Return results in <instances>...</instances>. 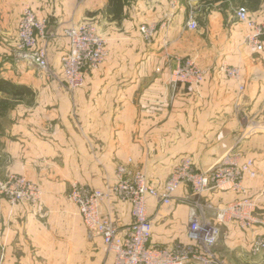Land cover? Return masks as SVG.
Instances as JSON below:
<instances>
[{"label":"crops","instance_id":"crops-1","mask_svg":"<svg viewBox=\"0 0 264 264\" xmlns=\"http://www.w3.org/2000/svg\"><path fill=\"white\" fill-rule=\"evenodd\" d=\"M247 1L125 2L116 16L107 10L108 0H0V77L35 94L17 96L5 113L0 108V177L24 175L42 189L38 206L0 196V264H114L68 194L75 183L106 189L120 164L142 170L160 186L186 157L205 171L236 149L254 160L257 176L245 180L246 193L208 195L216 205L250 196L264 217V50L247 44L248 27L237 17V4ZM255 1V7H246L264 22V0ZM26 7L48 16L53 26L105 18L109 56L86 74L81 87L70 92L36 66L13 58ZM190 14L196 29L187 25ZM142 24L157 26L151 41L143 38ZM57 35L50 48L55 73L68 49L66 38ZM186 57L206 72L193 90L169 80ZM224 65L238 67L240 79L226 76ZM2 94L0 102L13 101ZM194 199L186 185L171 204L148 197L151 245L189 241ZM103 210L121 227L133 221L131 204L117 197ZM263 232L264 225L223 226L216 249L228 264H264V253H250L254 237Z\"/></svg>","mask_w":264,"mask_h":264},{"label":"built area","instance_id":"built-area-1","mask_svg":"<svg viewBox=\"0 0 264 264\" xmlns=\"http://www.w3.org/2000/svg\"><path fill=\"white\" fill-rule=\"evenodd\" d=\"M237 17L248 27L247 44L263 51L264 22L251 17L246 6L238 7ZM48 25V16L31 7L25 8L18 23L14 50L16 61L34 65L45 73L50 72L46 43L53 35ZM187 25L192 29L198 27L192 14ZM64 32L68 38V49L61 56L60 72L72 92L84 84L88 72L107 60L109 51L97 25L91 21L72 25ZM140 32L146 41H151L157 33V26L142 24ZM222 70L230 78L239 80L241 77L238 67L224 65ZM205 78V70L193 58L186 57L178 60L169 80L174 87L184 84L193 90ZM256 176L254 160L233 149L205 171H197L191 158L182 159L160 186L153 185L142 170L120 164L112 185L101 189L75 183L69 199L76 205L89 232L102 237L108 251L113 254L114 264H225L213 252L223 226L234 223L243 229H252L264 225V217L257 213V204L250 196L216 205L208 194L219 191L246 193L245 180ZM182 185L188 186L195 197L187 234L189 241L167 247L153 246L150 243L153 226L147 212V199L152 196L162 203L171 204L175 192ZM0 196L6 197L12 204L26 201L38 206L42 189L26 176L12 173L0 177ZM113 197L131 204L133 221L128 226H119L110 212L103 210L105 202ZM250 253H264V232L254 237Z\"/></svg>","mask_w":264,"mask_h":264},{"label":"rangeland","instance_id":"rangeland-1","mask_svg":"<svg viewBox=\"0 0 264 264\" xmlns=\"http://www.w3.org/2000/svg\"><path fill=\"white\" fill-rule=\"evenodd\" d=\"M137 1H143V0H126L125 2H126V4L129 5V4H135V3H137ZM237 6H247V7L250 6V7H255L256 6V1L255 0H249V1H247V4H245V3L242 4V3L239 2V4H237ZM103 15H104V11H103ZM85 21H91V22L95 23V25H97V28H98L100 34L106 40V35H108V30L110 31V29H108V26L105 23V18L103 19V18L100 17V18H97V19H87ZM70 26H72V25H70ZM70 26H66V25L53 26V25H51V20L49 18L48 28L50 30V33L53 34V36H51L49 38V40L47 41V43H46L47 48H48L49 67H50V72H46V74H48L49 76L54 77L56 79V81L61 82V83H64L65 85H66V82L64 81V79H63V77L61 75V72H59V73H55L54 72V68H55L56 65L53 63L54 61L52 60V57L50 55V48L52 47V44L54 42H56L55 39L58 36L57 34H59L62 37L66 38L67 43H68V38L65 36V32L64 31H65L66 28H68ZM13 58H14V52H13ZM60 62H61V58H60ZM66 87L69 90V88H68L67 85H66ZM34 96H35V94H32V95L24 96V98H26V97L32 98ZM1 97H5V98H8V99L13 100V101H10V102H6V101L5 102H0V104H1L0 105V108L2 109L1 112H4L5 113L7 110L14 108V106H15V101L14 100L16 99L17 95L12 94V92L9 90V91H6V92L4 91L3 94L1 95ZM8 175H10V174H8ZM2 178H4V177H2ZM69 194H70V192H69ZM69 194H68V196H69ZM217 243H216V245H217ZM216 245L213 247V252L219 257V259H221V261H223L225 264H228V262L226 261L225 257H223V255H221L217 251Z\"/></svg>","mask_w":264,"mask_h":264},{"label":"trees","instance_id":"trees-1","mask_svg":"<svg viewBox=\"0 0 264 264\" xmlns=\"http://www.w3.org/2000/svg\"><path fill=\"white\" fill-rule=\"evenodd\" d=\"M126 0H108L107 10L113 12L114 15L119 16L123 10V6ZM11 91L12 94L17 96L32 95L33 91L26 85H17L11 80L0 77V91Z\"/></svg>","mask_w":264,"mask_h":264}]
</instances>
